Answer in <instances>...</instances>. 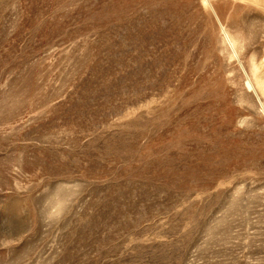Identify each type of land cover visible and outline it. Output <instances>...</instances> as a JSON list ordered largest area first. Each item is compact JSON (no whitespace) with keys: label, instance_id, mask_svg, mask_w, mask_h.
<instances>
[{"label":"rangeland","instance_id":"obj_1","mask_svg":"<svg viewBox=\"0 0 264 264\" xmlns=\"http://www.w3.org/2000/svg\"><path fill=\"white\" fill-rule=\"evenodd\" d=\"M0 264H264V0H0Z\"/></svg>","mask_w":264,"mask_h":264},{"label":"bare ground","instance_id":"obj_2","mask_svg":"<svg viewBox=\"0 0 264 264\" xmlns=\"http://www.w3.org/2000/svg\"><path fill=\"white\" fill-rule=\"evenodd\" d=\"M127 1H130V0H127ZM150 2V1H149ZM156 2V1H155ZM133 3V2H132ZM134 3H135V1H134ZM143 3V2H142ZM147 3V2H146ZM128 5V4H127Z\"/></svg>","mask_w":264,"mask_h":264}]
</instances>
